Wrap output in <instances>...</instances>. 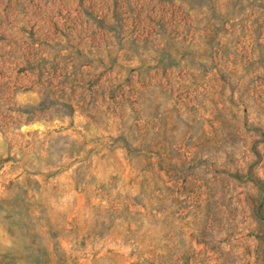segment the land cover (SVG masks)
Instances as JSON below:
<instances>
[{
  "label": "rangeland",
  "instance_id": "1",
  "mask_svg": "<svg viewBox=\"0 0 264 264\" xmlns=\"http://www.w3.org/2000/svg\"><path fill=\"white\" fill-rule=\"evenodd\" d=\"M0 264H264V0H0Z\"/></svg>",
  "mask_w": 264,
  "mask_h": 264
}]
</instances>
